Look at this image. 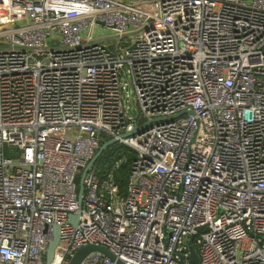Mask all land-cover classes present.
I'll return each instance as SVG.
<instances>
[{"label": "built area", "instance_id": "obj_1", "mask_svg": "<svg viewBox=\"0 0 264 264\" xmlns=\"http://www.w3.org/2000/svg\"><path fill=\"white\" fill-rule=\"evenodd\" d=\"M0 42V264H264V0H0Z\"/></svg>", "mask_w": 264, "mask_h": 264}, {"label": "water", "instance_id": "obj_2", "mask_svg": "<svg viewBox=\"0 0 264 264\" xmlns=\"http://www.w3.org/2000/svg\"><path fill=\"white\" fill-rule=\"evenodd\" d=\"M102 39V38H101ZM12 45L7 43V42H0V48H8L11 47ZM13 47H21V46H13ZM141 118H139L140 120ZM148 121H146L144 124H147ZM143 124V125H144ZM143 125L141 126H135L133 128L132 132L138 131ZM113 143H116V140L114 138H111L109 140L104 141L99 149L97 150V152L94 154V156L89 160L88 165L92 164L97 158L98 156L103 152V150L108 146L111 145ZM75 179L77 180V177H75ZM77 189H78V204L79 206H81V192H82V185H81V181H79V184L77 185ZM69 220L75 224L77 221V217L76 214H71L69 215ZM198 231H201L202 228L198 227L197 228ZM58 240V226L54 225L53 227V234L52 237L49 239L48 243H47V247H46V251H45V264H50L52 258H53V251H54V247L57 243ZM193 240V235L189 236L188 239V248H189V254H188V263L189 264H198V255L196 252V249L192 243ZM92 251H98L100 253H102L103 255H105L106 257H108L110 260L115 261L116 264H125L124 262H122L119 258L116 257V255L109 250L105 245L102 244H96V243H86L85 245H82L80 247H78L73 255L70 257L69 263L68 264H80L81 260L90 252Z\"/></svg>", "mask_w": 264, "mask_h": 264}, {"label": "trees", "instance_id": "obj_3", "mask_svg": "<svg viewBox=\"0 0 264 264\" xmlns=\"http://www.w3.org/2000/svg\"><path fill=\"white\" fill-rule=\"evenodd\" d=\"M116 144V145H115ZM135 156L134 151L120 143L108 145L95 160V168L100 175H105L112 170L113 177L121 191L126 190L130 164ZM121 159L118 167L113 168L116 160Z\"/></svg>", "mask_w": 264, "mask_h": 264}, {"label": "rangeland", "instance_id": "obj_4", "mask_svg": "<svg viewBox=\"0 0 264 264\" xmlns=\"http://www.w3.org/2000/svg\"><path fill=\"white\" fill-rule=\"evenodd\" d=\"M104 32V35L103 36H100L102 37V40H104L105 42H108L109 44L114 40V39H111L109 35V33H107L106 30L103 31ZM106 32V33H105ZM116 145V144H115Z\"/></svg>", "mask_w": 264, "mask_h": 264}]
</instances>
